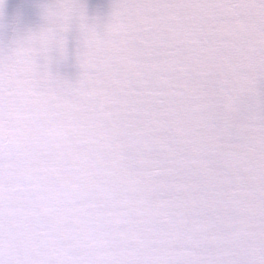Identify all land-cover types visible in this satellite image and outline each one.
Instances as JSON below:
<instances>
[{
  "label": "water",
  "instance_id": "1",
  "mask_svg": "<svg viewBox=\"0 0 264 264\" xmlns=\"http://www.w3.org/2000/svg\"><path fill=\"white\" fill-rule=\"evenodd\" d=\"M116 3L0 0V264H264V125Z\"/></svg>",
  "mask_w": 264,
  "mask_h": 264
},
{
  "label": "snow or ice",
  "instance_id": "2",
  "mask_svg": "<svg viewBox=\"0 0 264 264\" xmlns=\"http://www.w3.org/2000/svg\"><path fill=\"white\" fill-rule=\"evenodd\" d=\"M151 22L148 55L180 66L242 118L264 125V0H117ZM81 7L87 11L86 6Z\"/></svg>",
  "mask_w": 264,
  "mask_h": 264
}]
</instances>
